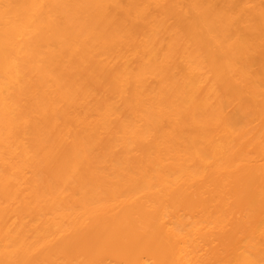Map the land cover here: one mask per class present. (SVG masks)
<instances>
[{
	"label": "bare ground",
	"instance_id": "bare-ground-1",
	"mask_svg": "<svg viewBox=\"0 0 264 264\" xmlns=\"http://www.w3.org/2000/svg\"><path fill=\"white\" fill-rule=\"evenodd\" d=\"M180 62L206 63L186 109ZM197 122L223 145L189 165ZM254 240L264 0H0V264H256Z\"/></svg>",
	"mask_w": 264,
	"mask_h": 264
},
{
	"label": "rangeland",
	"instance_id": "rangeland-1",
	"mask_svg": "<svg viewBox=\"0 0 264 264\" xmlns=\"http://www.w3.org/2000/svg\"><path fill=\"white\" fill-rule=\"evenodd\" d=\"M219 8L218 6L215 7ZM165 42V37L163 36L162 43ZM159 50L154 49L151 53L153 57H157ZM133 59V57H132ZM206 63H203L199 66H196L195 69H191L189 64L185 62H180L176 66L175 74L176 77L183 80L186 84V91L183 100L180 101V105L184 107V109L188 108L193 101L190 85L192 80L195 79L198 75H202L203 72H206L205 66ZM258 65H253L250 68V72L254 73ZM205 77L207 81L211 80V75L209 73H205ZM211 84L213 82L211 81ZM227 126H225V131L227 129L233 130L235 129V124L241 122V117L239 116L238 106L233 104L229 108H227ZM256 125V121L252 123L249 127L253 128ZM27 133H29L28 129H25ZM212 128L205 126L202 122H197L196 124L185 128L183 131V141L188 146V164L192 165L193 160L200 159H210V151H220V145H223L222 140H218L217 136L214 135ZM28 141V139H27ZM188 170L194 169L193 166H188ZM179 220L181 225H178L185 233L189 234V237L193 239V227H203L205 225L210 224V221L206 220L203 216L198 215V217L192 218L186 216L185 214H181L177 219ZM210 226V225H209ZM258 241V240H257ZM257 241L251 242V246L248 248V251L245 254L249 257L250 260L255 262L256 264H264V244L258 243Z\"/></svg>",
	"mask_w": 264,
	"mask_h": 264
}]
</instances>
